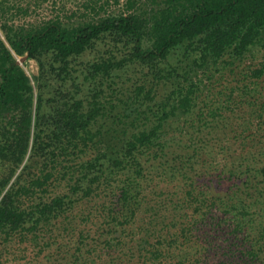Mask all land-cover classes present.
<instances>
[{"label": "trees", "instance_id": "1", "mask_svg": "<svg viewBox=\"0 0 264 264\" xmlns=\"http://www.w3.org/2000/svg\"><path fill=\"white\" fill-rule=\"evenodd\" d=\"M0 18V264H264V0Z\"/></svg>", "mask_w": 264, "mask_h": 264}, {"label": "rangeland", "instance_id": "2", "mask_svg": "<svg viewBox=\"0 0 264 264\" xmlns=\"http://www.w3.org/2000/svg\"><path fill=\"white\" fill-rule=\"evenodd\" d=\"M3 19L8 20V21L15 20L16 22H29V21H33V20L41 19V18H3ZM3 19L0 18V21ZM65 19L66 20H76V18H65ZM0 34H2L1 30H0ZM23 58L25 59V57H23ZM18 59H21V58H18ZM24 59H23V61H24ZM26 71L28 73L29 72L30 73H36L37 65L33 60H31L29 62V65L26 68ZM120 74L122 75V80H119V82H118L119 86L125 87L126 84H129L130 81H132V79H134V80L138 79V80H140L141 83H144L146 86L153 85V82H154L151 73L150 72L147 73L146 70H142L140 67L129 66L126 69H124L122 72H120ZM127 76H131L129 80H126ZM156 87H158L159 93H162L168 89L166 87L165 83H163V82H157ZM4 124H5V121L0 119V128ZM12 167H13L12 164L8 163L7 161L0 159V176L11 174ZM17 172H18V170H17Z\"/></svg>", "mask_w": 264, "mask_h": 264}, {"label": "water", "instance_id": "3", "mask_svg": "<svg viewBox=\"0 0 264 264\" xmlns=\"http://www.w3.org/2000/svg\"><path fill=\"white\" fill-rule=\"evenodd\" d=\"M23 59H24V58L18 59L17 62H18L19 64H22Z\"/></svg>", "mask_w": 264, "mask_h": 264}]
</instances>
